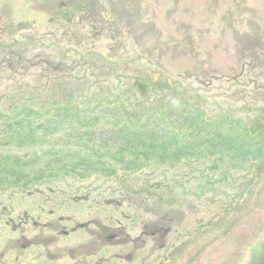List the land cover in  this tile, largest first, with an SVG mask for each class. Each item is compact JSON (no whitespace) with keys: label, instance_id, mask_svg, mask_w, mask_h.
<instances>
[{"label":"rangeland","instance_id":"obj_1","mask_svg":"<svg viewBox=\"0 0 264 264\" xmlns=\"http://www.w3.org/2000/svg\"><path fill=\"white\" fill-rule=\"evenodd\" d=\"M105 97L84 118L134 127L72 133L58 113L46 145L103 158L101 174L62 158L29 167L33 184L0 176V264H264V166L209 155L264 141V0H0L1 111ZM190 111L262 121L249 134L193 130L167 164L137 170L127 148L172 143L145 118ZM51 166L58 177L36 179Z\"/></svg>","mask_w":264,"mask_h":264},{"label":"trees","instance_id":"obj_2","mask_svg":"<svg viewBox=\"0 0 264 264\" xmlns=\"http://www.w3.org/2000/svg\"><path fill=\"white\" fill-rule=\"evenodd\" d=\"M123 98L117 96L114 103L120 104ZM111 104V100L108 97L101 98L97 104L93 106H82L81 103L76 104H59L51 108L38 109L31 106H25L24 108H18L13 112H4L0 109V126L7 124L11 126V131L4 136H0V176L7 177V180L2 182L8 188H16L21 184H33V180L30 179V174L26 171L29 167L36 166L43 160H60L66 159L68 161L77 160L87 165L84 172L87 173V177L101 174L104 169L106 162H103V158L91 156L90 154L76 151L71 148L64 147L59 144H52L49 146V137L52 135L59 134L55 127L59 124H55L52 120L56 114H72V119L69 120L67 126H58V129L69 130L72 133L77 131L92 132L97 131L102 126L109 127L110 129H119L121 127H134V122L123 118L113 121L104 116H97L95 120L87 121L85 115H94L103 105ZM24 120H29L30 124L22 126ZM147 125L143 128L154 129L155 131L164 129L172 138V143L165 146L161 152L151 151L148 148H127L125 154L131 159V161L139 164L137 170L146 169L148 167H156L157 165H165L166 161L170 158L178 145L182 143L183 138L187 136L191 131L197 130L201 133L202 129H211L217 134L218 137L228 134H249L254 128V125L258 121H251L248 124L243 123L241 119H237L234 115H231L229 111H222L220 117L210 118L208 115L203 113L189 112V116L185 117L184 120L177 122L165 123L161 118L156 116H148L145 118ZM260 129L257 132H264V122H261ZM68 127V128H63ZM256 128V126H255ZM44 134L45 139L39 135ZM80 140L78 146H84L86 149L98 147L89 146ZM83 143V144H81ZM76 145L75 143H71ZM20 145L26 148L25 154H17L11 149L18 150ZM78 147V148H79ZM1 148H6L4 152H1ZM216 147L214 152L216 155H221L231 160L233 163L248 161L249 163H256L259 167L264 166V141L256 142L253 148H235L234 150H227L225 148L218 149ZM97 150V149H96ZM203 155H207L208 152H200ZM32 157V158H31ZM207 157H209L207 155ZM31 158L30 160H27ZM163 159L166 161L163 162ZM162 160V161H161ZM110 167V166H109ZM36 168V167H34ZM24 169V172L21 170ZM79 169V168H77ZM61 168L58 166H51L45 170L34 172L36 179L43 180L44 178H55L61 173ZM136 170V171H137ZM13 172V174H11ZM22 172V173H20ZM117 172V171H116ZM118 173V172H117ZM37 174V175H36ZM48 176V177H47ZM35 181V180H34ZM133 191V190H132ZM133 193H140L134 192Z\"/></svg>","mask_w":264,"mask_h":264}]
</instances>
